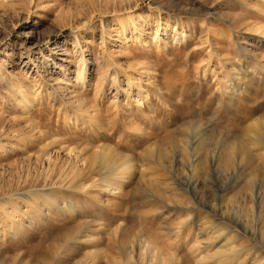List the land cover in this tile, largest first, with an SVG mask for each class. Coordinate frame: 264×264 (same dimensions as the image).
<instances>
[{"label": "rangeland", "instance_id": "rangeland-1", "mask_svg": "<svg viewBox=\"0 0 264 264\" xmlns=\"http://www.w3.org/2000/svg\"><path fill=\"white\" fill-rule=\"evenodd\" d=\"M0 264H264V0H0Z\"/></svg>", "mask_w": 264, "mask_h": 264}, {"label": "bare ground", "instance_id": "bare-ground-1", "mask_svg": "<svg viewBox=\"0 0 264 264\" xmlns=\"http://www.w3.org/2000/svg\"><path fill=\"white\" fill-rule=\"evenodd\" d=\"M102 158V161L100 162H113L114 160L112 161H107L106 160V157H101ZM109 169L106 171V174L109 173ZM105 174V175H106ZM124 177L122 178L123 181L126 180V178H128L127 174L123 175ZM106 178H104L105 180H107V182L111 183L112 185H114L117 189H120V187L124 184L122 181H115V179H111V177H109V174L107 176H104ZM44 201L40 202L37 207H35L39 213V211H41V208H51V204L55 201V197L52 196V192L51 191H46L44 192ZM47 204V205H46ZM44 205H46V207H44ZM64 211V210H63Z\"/></svg>", "mask_w": 264, "mask_h": 264}]
</instances>
